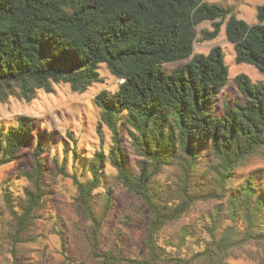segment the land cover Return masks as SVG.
<instances>
[{"label":"trees","instance_id":"trees-1","mask_svg":"<svg viewBox=\"0 0 264 264\" xmlns=\"http://www.w3.org/2000/svg\"><path fill=\"white\" fill-rule=\"evenodd\" d=\"M257 18L251 24L233 6L205 0H0L2 102L11 96L30 102L61 82L83 93L103 81L102 64L119 80L116 90L95 97L100 147L83 155L67 133L71 167L70 141H56L34 117L0 123V167L26 148L33 159L30 169L0 183L10 214L0 230L8 251L37 239L31 233L50 204L51 182L70 178L72 204L89 229V259L80 264L264 263V186L238 173L264 156V79L236 75L242 95L224 98L220 109L229 76L223 48L194 52L199 24L213 27L202 40L225 25L236 61L264 75V2ZM52 145L55 168L46 163ZM117 188L132 195L121 211ZM137 223L144 233L139 255L104 246L110 226L127 237L122 226ZM58 235L62 255L74 261L68 232L60 226Z\"/></svg>","mask_w":264,"mask_h":264},{"label":"rangeland","instance_id":"rangeland-1","mask_svg":"<svg viewBox=\"0 0 264 264\" xmlns=\"http://www.w3.org/2000/svg\"><path fill=\"white\" fill-rule=\"evenodd\" d=\"M209 3H219L225 6H233L239 17L253 24L257 23V7L264 0H205ZM212 22L204 21L197 26V41L194 44L195 53H208L215 45L223 48L226 64L229 68V76L226 85L218 95L217 105L223 108L224 98H234L242 95L239 90L235 77L240 73L247 74L253 82L264 79L263 73L256 66L250 63H238L235 59V50L225 33V25L219 35L212 40H202L204 30H212ZM202 40V41H201ZM189 58L165 64V68L172 70L174 67L184 64ZM102 82H96L83 93L74 92L68 83H57L55 92L48 93L39 90L37 97L32 101L18 99L11 96L7 102L0 100V123L10 125L15 123L19 115H28L36 119V126L48 133L54 132L56 141H67L69 144V167L72 165L71 150L74 146L73 140L68 136L71 132L77 141V147L85 155L100 147V138L97 131L100 107L95 102V97L103 90L114 91L119 86V80L110 72L105 64L99 69ZM103 133L107 141L110 140V131L103 126ZM127 144V143H126ZM131 155L135 156L130 145ZM54 148L52 145L46 153L47 166L55 168ZM58 155L62 158V148ZM31 149L21 150L16 159L0 167V183L8 177L15 176L22 168L30 169L32 165ZM241 181L248 175L253 174L258 182L264 186V156L253 157L246 167L239 170ZM19 185L23 184V179L17 178ZM53 193L50 195L49 206L43 210V216L37 220L35 231L31 233L37 239L18 244L15 254L8 251V244L3 242L0 233V264H80L81 260L89 259L88 224L79 218L73 202L75 186L70 178H61L52 181ZM118 200L116 208L121 211L126 204L132 203V195L122 188H117ZM189 215L186 219L193 218ZM10 218L8 210L4 206L2 196H0V230L4 223ZM117 220V219H116ZM115 218L109 220L112 225L116 222ZM62 226L68 232V244L70 256L74 261L64 258L61 253L60 238L58 229ZM114 229V228H113ZM111 230L105 236L104 246L112 247L117 252L128 256H137L142 250L144 233L141 224L137 223L130 227L123 225V232L118 236ZM119 243V244H118ZM228 264H264L246 260L244 258H231Z\"/></svg>","mask_w":264,"mask_h":264}]
</instances>
